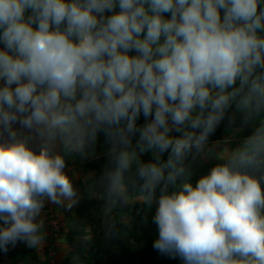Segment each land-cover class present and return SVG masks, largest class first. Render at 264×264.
<instances>
[{"label":"clouds","instance_id":"obj_1","mask_svg":"<svg viewBox=\"0 0 264 264\" xmlns=\"http://www.w3.org/2000/svg\"><path fill=\"white\" fill-rule=\"evenodd\" d=\"M225 117L251 131L193 185ZM101 134L106 194L155 200L156 250L264 264V0H0V250L42 242Z\"/></svg>","mask_w":264,"mask_h":264},{"label":"rangeland","instance_id":"obj_2","mask_svg":"<svg viewBox=\"0 0 264 264\" xmlns=\"http://www.w3.org/2000/svg\"><path fill=\"white\" fill-rule=\"evenodd\" d=\"M251 127L225 129L220 139L209 141L200 155L207 162H221V157H225L244 135L249 134ZM100 142L95 151H90L86 157L82 158L79 155L65 157V172L71 178L76 191L71 207L67 200L61 204H54L45 199L44 208L37 218L38 221H42L40 229L42 242L35 247H28L23 242H18L17 246L28 249L29 254L34 253L37 262L45 260L47 264H97L92 255L94 251L98 252L97 257L100 260L98 264H102L104 256L99 252L101 248L109 252L121 248L134 264H169L172 259L168 254H162L153 247L159 235L157 226L154 227L147 222L146 215L140 210L131 208L132 205L142 202V199L136 195H129L127 200L113 202L106 194V181L101 177L95 178L97 169L93 164L99 163L101 172L105 171L108 165L107 148ZM99 201L102 203L98 209H91L88 219L80 223L82 225L78 220L75 221L82 235L73 238L67 218L70 216L78 219L76 214L78 208ZM74 226L76 225H73V228ZM81 240H86L87 243L79 246ZM150 253H158V259H149ZM176 258L178 260V257Z\"/></svg>","mask_w":264,"mask_h":264},{"label":"trees","instance_id":"obj_3","mask_svg":"<svg viewBox=\"0 0 264 264\" xmlns=\"http://www.w3.org/2000/svg\"><path fill=\"white\" fill-rule=\"evenodd\" d=\"M143 118H141V120L139 121V123H143ZM232 127H241L240 126V120L239 117L237 118L236 124L235 125H229L228 123V119L227 117H225V120L217 127L216 131L214 134H212L209 137V141H217L220 139L222 132L225 129L228 128H232ZM251 126H248L247 129H249ZM102 137V138H100ZM99 137V141L101 145H104L107 148V145L104 143V137L102 136V134ZM166 158V156H165ZM149 159V157H147L145 160ZM189 161L191 163V176H190V181L193 185H195L196 181L200 178L201 175H205L207 174L210 169L215 166L217 163H219V161H205L203 159V157L201 155H198L195 160H192L191 157L189 158ZM99 162V161H98ZM99 163H94L93 167H95L97 169V173L95 174V178H99L103 176L104 170L101 172L100 168H99ZM179 186V182L177 184V189ZM262 188H264V182H262ZM172 190H176L173 188H169V191ZM129 195H136L140 197V193L137 189L135 188H130L129 190ZM156 197H158L160 195L159 189H157L156 193H155ZM102 202L99 201V203H89L88 205H84L80 208H78V210H76V214L78 215V219H74L72 217H68V224H69V229H70V234L73 235V238L75 236H79L82 235L80 230H79V225L75 224V221L78 220L79 224L82 221H85L88 219V216L90 214L91 209L95 210L98 209V207L100 206ZM132 210L137 208L138 210H140L141 213H143L144 215H146V221L149 222L151 225H153L154 227H156V224L153 222V217L155 215V210H156V202L155 200H153L151 203L147 202L146 200L142 199V202L140 203H136L134 205H132ZM88 222V221H87ZM73 225L74 226L73 228ZM82 225V224H80ZM73 228V230H72ZM87 243L86 240H81L79 246H81L83 243ZM78 247V246H77ZM28 249H24L23 247H18L17 245L15 247H12L11 245H9L8 247V251L5 252L3 250H0V264H47V262L45 260H43L42 262H37V256L34 253H28ZM99 252L102 253V255L104 256V260L102 262V264H134L132 262V260L126 255V252L124 250L118 249L117 251H115V249L113 250V252H109L106 251L105 249H100ZM97 251L93 252V258L95 260V262L98 264L100 262V260L97 257ZM146 253V252H145ZM148 258L149 259H158V253L153 254L150 253L148 254ZM169 258H171L172 260L170 261L169 264H183V261L178 257V260H176V257H173L171 255H168ZM177 262H176V261ZM167 264V263H166Z\"/></svg>","mask_w":264,"mask_h":264}]
</instances>
